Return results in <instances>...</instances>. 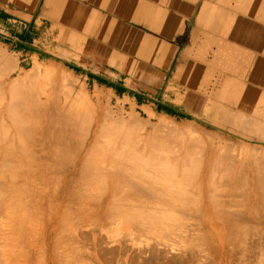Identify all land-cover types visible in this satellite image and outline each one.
<instances>
[{
  "label": "bare ground",
  "instance_id": "1",
  "mask_svg": "<svg viewBox=\"0 0 264 264\" xmlns=\"http://www.w3.org/2000/svg\"><path fill=\"white\" fill-rule=\"evenodd\" d=\"M3 55L4 54H2V56H0V58L3 57V59H0V127L2 130H4V129H6L5 127L10 125L11 129H10V127L7 128L8 130H10L9 131L10 133L5 132V131L1 132V133L5 132L4 134L0 133L1 134L0 135V149H3V147L1 148L2 144H4L3 146H5V144L7 143L6 145L8 148L6 149V152H7L6 154L8 155V151H9L10 146H13L12 150L10 149L9 152L13 151L14 155H13V152L10 153L9 156L11 154L13 156L11 155L12 158L11 157H9V158H11L12 161L14 160L13 162H16L18 165H20L22 170L20 171V169H19L20 172L16 171V170H18V168H14L13 166H15V165H11V164L10 165L12 168H14V171L11 170L10 169L11 167H9L6 164L3 167L8 166L6 169H10L13 173L17 172L19 174L22 172L23 173L22 177H25V179H26V180L25 179H23V180L27 181L26 184L28 186V187L24 186V187H26V189L25 188L24 189L26 191H31V192H29L30 194L32 193L33 189L36 192L39 191L37 193H35V191H34V195L32 197H29V195H27L28 196L27 197L26 194H28V192H26L25 196L27 198H30V200L28 199V201L30 203L31 198H32V201L34 202V200H33L35 198L34 196L39 195L40 200L39 199H37V200H39L38 202H41V206L39 205V203L37 205L34 202L35 204L31 203V204H34V205H32V209L36 205L38 206V209L35 208L36 212L38 210L39 213L44 216L41 218L43 221L46 219V221H45L46 224L45 225L43 224V227L47 226L45 229L46 235L49 233V235L51 236L52 239L54 237L56 239L59 238L57 240L58 242L60 241L59 246H60L61 240H62V243L64 242L63 245H65L67 242L66 239L67 240L69 239L72 246L76 245V248L71 247L72 250L76 249L77 251H79L78 249H81L82 253L84 254L83 255L84 257L86 256L85 254L87 253V255H88V256H86L87 260L89 259L88 257H91V258L93 257L92 259L96 258L95 260L97 261L98 256L101 258L100 251H98L97 248L98 249L100 247L102 248L101 244H106L107 246H108V244H111L113 246L115 243V247L110 248L111 245H109V249L107 247L108 252H106V253H107V256H108V254L112 255V256L114 255L113 257L116 259V260H114V262L117 261L116 262L117 264H118V259L116 258V255L125 256L127 258L130 256H132L134 258L137 257V258H139L137 260H140L143 257L145 259V261H144V259L142 258L143 262L146 263L147 262L146 260L148 259V263L150 260H152V262L150 261V263L155 264L154 262L157 261V258L159 259L160 256L164 255L165 253L167 255V252L169 253L170 251L177 250L179 253L178 255H180L178 257V258H180L179 263L181 262V264H184V263L186 264L188 262L187 257L189 259L191 258V256L189 257L190 254L197 253L195 260H197V261L201 260V258H202L201 255L204 254L205 251H208V249H207L208 246L213 245V248H214V246L216 247L218 245L219 247L217 246V248H220V246L227 245V246H231V247L234 246V249H235V245H238V247H243L246 249V245L248 244L247 242H249V240L250 241L253 240V242L255 241V239L251 240V238L248 237L251 234V231L249 230V228H251V227H249V225H248V222H250V221H248V220L251 219V221H253V220L259 219V222H260L261 216H262L261 214L262 213L264 214V149L259 148L258 145L256 147L254 146L255 148L254 147L252 148V145H256L255 143L254 144L252 143V145H250V146H248V145L246 146V144H245V146H242V144L244 142L241 143L242 141H241V139H239L238 141L239 142L241 141L240 142L241 145L237 144L233 141H230L236 145H231V143H229V145L227 144L226 146L223 145V147L224 146L226 147V150L224 151V153H222L220 151L221 150L220 148L222 147V145L217 140V138L219 137V135L217 133H215L218 135L217 137L215 136V134L213 135L215 137L204 136V135L196 134V133L195 134L189 133L188 135H185V133L183 132L185 129L181 130V128H180V131H182L184 133V135L181 132L182 137L179 138V140H177L178 141L177 146L179 147V150L177 149L178 148L177 146H172V148L174 147L178 150V151L176 150L177 152L180 151L179 152L180 154L176 153L174 148L171 149V150H174L173 151L174 153H169L170 151H168L169 155L178 154L179 155L178 158H176V157L174 158V155H173V158L170 159L169 157H167L168 154L166 155V152L164 153L162 151V149H160V148L164 149V147L159 148V146H163L164 144H166L165 142H167V141L165 138H168V137L170 138V136L168 135L167 132H166V134L168 135V137H164V139H161V138L158 139L157 136H155L153 138L148 137L151 140V142H150V140L148 139L150 144H146L147 143L146 142L147 140H146L145 141L146 143H143V148H141L142 147V145H141L140 146L141 149H140L139 147L136 146V144H137V143H135L136 137H137V141H139V143H140L142 141L143 136L141 137L140 135H138V136L136 135L135 139L133 138L134 139L133 141H132L131 136H133V134L135 132H138L139 131L138 129L141 128V127L137 126L138 124L134 125L132 123L140 122V120H138V119H141L142 117H138L136 114V116L138 117V118L136 117L137 120H135V118L132 119V116L135 114V113L134 114L132 113V116L130 118V119H132V122L130 121L129 117H126L127 120L124 119L123 115H121L120 118L119 117L115 118L117 120L119 119L120 122L123 123L122 128L129 127V128H127V131H129V132L125 131L126 128L124 130L125 132H123L126 135L125 136L124 134H122V129H121V132L119 133L120 129L118 130L116 128H111L112 125L109 128V125L114 122V116H113L112 112H110V111L106 112V110H105L106 113L103 112L105 115L100 114V113L98 114V113H95V111L93 112V110L98 109V108L91 106V107L95 108V109H92V108H89L90 106L88 107L87 104H91V103H87L86 100L84 99V97H86L87 95L86 96L83 95L84 97H79V98H83L82 100L80 99L81 104L77 102L79 100L77 97V101H76L77 105L76 106H79V104H80L81 107L79 106V109L83 107L81 112H79L80 110H78V113L77 112L74 113V111H72V113H71L69 110L71 108L70 107L69 109H67V111H64L65 113L68 112V114H65L64 112L62 114V112H58V111H63L62 104L60 103L62 108H61V106H59L61 109L59 108L60 110H58V108L56 107L55 101H59V99L61 100L62 96L60 97L59 94L63 93V91L66 90V88H65L66 85L63 88L64 90L62 89V92H61V89H59L60 88L59 84L58 85L56 84L58 87L54 86L55 84L53 85L54 87L52 86L53 90H55L57 88V89H59V92H61V93H59L57 90V93H56V91H54L55 94L52 93L53 99H54L55 95H58L55 98L60 97V98H58V100L54 99V101L53 100L51 101L53 103L55 102L56 108L55 107L51 108V103L49 101H47V98L45 100L47 101V103H49V105L46 106L47 103H43L44 105H41V103L36 104L37 102L34 103L31 100V98H29V97L25 98L24 97L25 96L24 94H26V93H23L24 92L23 90H25V89H21V91H18V86H20L19 89L22 87L21 86L22 83L20 81H22V79H24V78H22L23 77L22 76L21 78L14 79V78H12V76L20 68L18 69L19 66L16 62H14V60H12L8 56L4 57ZM34 66H35V64H34ZM36 68H34L35 71H37ZM21 70H22V68H21ZM38 70L40 71V68ZM49 70L50 69H48V71ZM18 72H21V71H18ZM31 73L35 74V72H31ZM43 73H45V72H43ZM50 73H52V72H49V74ZM27 74H29V73H27ZM27 74L25 75L26 76L25 79L28 76ZM63 74H62V76H63ZM33 75H30V76H33ZM36 75H38V73ZM71 75H73V74H71ZM30 76H29V78H32ZM50 76L53 77V75H51V74H50ZM19 77H20V75H19ZM69 77H71V76H69ZM29 78H28V80H29ZM23 81H25V80H23ZM51 81H52V79H51ZM71 81H70V83H71ZM28 82H30V80ZM37 83L35 82V84H37ZM42 83H44V82H42ZM22 85L24 86V83ZM29 85L26 84L25 86H29ZM50 85H51V83H50ZM61 85H63V83H61ZM25 86H24V88H26ZM81 86H83V85H81ZM31 87H34V85L30 86V88ZM35 87L36 88H33L34 94L38 93V91L42 92L43 88H42V90H39V89H37L38 85ZM42 87H43V85H42ZM48 87H47V89H48ZM50 88L47 91L48 94L46 92L48 98H49V96H51V92H49V91H52V88L51 89ZM35 89H37L38 91ZM73 89L74 88H72L71 91ZM244 91H246V90H244ZM25 92H27V90ZM68 92H69V90H68ZM65 98H63V100H62L65 103L64 106H66V101L69 99L68 97L66 99ZM87 98H88V96H87ZM40 99H41V97H40ZM49 99H51V97ZM98 99H99V97H98ZM98 99L96 98V100H98ZM80 100H79V102H80ZM99 100L101 101V99H99ZM254 100H256V99H254ZM83 101H85L87 104H84ZM107 101L109 103L110 100H107ZM209 101H210V99H209ZM39 102H41V101H39ZM88 102H89V100H88ZM23 103L24 104L26 103V105H24ZM108 103H107V105H109ZM58 104H59V102H58ZM58 104H57V106H58ZM84 105H86L85 107L92 110V111H90V113L92 112L93 114H89L88 113L89 111L84 113L86 111V108L84 107ZM45 106L48 108H46ZM49 106H50V108H49ZM53 106H54V104H53ZM67 106H68V104H67ZM76 106L74 107L75 111H77ZM109 107H110V105H109ZM225 107L228 108L229 112H228V110L224 111L222 114L227 112L224 115H221L220 112H218L216 117H218V114H220L222 116V118L220 117L221 121L228 122V123L230 122L229 124H235V126L237 123L235 120L237 118L236 115H239L238 117H241L240 115L245 114V112H247L245 110V112L242 111L243 113L239 112V114H238L237 113L238 111H236V113H234L235 118H232L233 117V115H232L233 111H232V114L230 112L232 109H230L227 106H225ZM53 108H55V111L51 110ZM72 108H73V106H72ZM56 109H57V111H56ZM74 109H72V110H74ZM109 110H111V109H109ZM223 110H224V108H223ZM220 111H221V109H220ZM228 113H229V115L227 116ZM248 114L249 113H247V115ZM230 115H232V117H230ZM249 115L247 118L248 119L252 118V116L249 117ZM152 116H153V113H152ZM223 116H225V119L223 118ZM242 117H244V115H242ZM247 118H245V119L242 118L243 120H245V122L243 120L241 122V120H240L241 123L238 120V122L240 124H242L241 129H243V126L246 125L248 127V130L252 134L254 133V135L255 134L259 135L258 127L261 124L259 125V123H258L259 121L253 122L257 117L255 119H250V121L247 120ZM163 119H165V118H163ZM166 119H168V118H166ZM216 119H218V118H216ZM133 120H134V122H133ZM144 121L150 122V120H143V122ZM167 121L170 122V118ZM143 122L141 121V123H139V125L141 126ZM164 122H165L164 125L169 124V123H166V121H164ZM260 122H262V121H260ZM14 123H15V126H14ZM171 123L173 124L174 122H171ZM221 123L219 125H221ZM114 124L116 127L119 128L120 124H119V126L116 125L117 123H114ZM124 124H125V127H124ZM143 125L145 126L146 123ZM143 125H142L141 129H143V127H144ZM160 125H162V121H161ZM164 125H162V127L157 125L159 127L158 129L156 128L157 126L155 128L153 127L154 130L157 129V130H155V132H156L155 134H157V133H158V135L164 134L166 136L165 131L171 130L172 127L169 128L166 126L167 127V129H166V127H163ZM174 125H175V123H174ZM184 125H185V123H184ZM186 125H187V123H186ZM121 126H122V124H121ZM135 126L138 127V129ZM171 126H173V125H171ZM238 126L239 125H237V127ZM261 126L263 128V125H261ZM176 127L177 126L175 125L173 128H176ZM247 127H244V128H247ZM132 128L134 129V131L132 130L133 132L131 130H128V129H132ZM238 128H240V126ZM1 129H0V131H1ZM7 129H6V131H7ZM108 129L118 130V132H116L117 134L111 135V134L107 133V132H109ZM141 129H140V131H143ZM197 129L198 128H196L195 130H197ZM199 129H200V127H199ZM154 130L152 129L151 131H154ZM162 130H164L163 131L164 133L162 132ZM177 130H179V127L177 128ZM177 130H176V132H177ZM262 130H264V129H262ZM262 130H260V131H262ZM112 132L115 133V131H113V130H112ZM126 132L129 134H126ZM174 132L175 131L173 129L172 132L169 134H171V136H173ZM176 132H175V134L177 135ZM187 132L188 131H186V133ZM210 132H211V130H210ZM210 132H208V134ZM7 133H8V135H7ZM244 133H245V131H244ZM106 134H108L109 137H107ZM118 134H121V136ZM153 134H151V135H153ZM2 135H4V136H2ZM115 135H117V136L112 137ZM146 135L144 137L147 138ZM220 135H222V134H220ZM148 136H149V134H148ZM263 136H264V134H263ZM138 137H139V139L141 137V140H138ZM161 137H163V136H161ZM258 137L260 138V136H258ZM154 138H156L158 141V143L156 141V144H158L157 147L154 144L155 143ZM171 138H174V136ZM261 138H262V136H261ZM160 139H161L162 143L159 144ZM175 139H174V141H176ZM227 139H228V137H227ZM263 139L264 138H262L261 140H263ZM143 140H145V138ZM153 141H154V143L151 145V143ZM170 141H171V139H170ZM133 142L135 144H133ZM226 143H228V141H226ZM17 144H19V146H20V149H17L18 150L17 152L19 154L17 152H16L17 154L15 153L16 148H18ZM144 144L150 145L151 147L155 146L156 147V149L154 148L155 152L153 151V148L152 149L149 148L150 150L147 149L148 147L146 145L144 146ZM173 144H175V143L173 142ZM166 145H165V147H167ZM239 145L242 146L243 148L241 147L242 148L241 149L239 147ZM170 146H171V144H170ZM229 146H233V147L236 146L235 153L240 148L239 153L238 154L236 153V155L238 157L237 159L234 160V158H236L235 157L236 155H235V153H233L234 156L232 154V152H234V148L231 149L233 151L230 150V152L228 153ZM237 146H238V149H237ZM168 148H169V145L166 149L170 150V148H171V147L169 149ZM166 149H164V150L166 151ZM157 150H159V152ZM160 150L164 153V154H162V156H160L162 153V152L160 153ZM156 151L158 153H156ZM1 152H3V150ZM218 152H219V155H218ZM4 153H2V154L4 155ZM220 153H221V155H220ZM2 154H1V156H2ZM229 154H231L234 158ZM178 155H176V156H178ZM218 156L219 157L221 156V159L224 160V163H227V164H224L223 160H221V163H223L222 165H223L224 169L226 167L224 165L229 164V167H227L226 170L229 169V170H232L234 172V174L230 177V173H233L232 171L230 172L229 170L228 171L224 170L225 173L227 172L226 174L224 173V171H222V173H221V170L219 171L220 173L217 171V174L219 173V175H218L219 181H218L217 185H218V187L223 185L219 189H218V187H216L215 183H213V185H212L210 182H207L209 180L211 181V177L214 175V173L216 174V170L219 168V166L221 167L220 161L218 160ZM230 156L232 157V159H230ZM4 157H6V156L4 155V156H2V158H0V162L2 163V164L0 163V166H2L5 161H6L5 163H9V161L11 160V159H8V156L6 158L8 160H3V159H5ZM1 159L3 162L1 161ZM227 159L229 161L225 162V160H227ZM169 160H172L174 162L171 163ZM177 160H178V162H177ZM218 162H219V164H218ZM18 165L15 167H18ZM217 166H218V168H217ZM6 169H4V173H7L6 171L9 172V170H6ZM221 169H223V168H221ZM0 170L2 171L3 168L0 167ZM1 171H0V173L2 175ZM7 174L9 175V173H7ZM223 174H225V175H223ZM1 175H0V177H1ZM3 175L5 177H7L6 174H3ZM19 175L21 176L22 174H19ZM216 175L214 176L215 178L214 177L212 178L211 182H215L214 180L217 179ZM4 176L2 178H4ZM222 176H223L222 181H224V182L227 181V182L221 183L222 185H220L219 182L221 181L220 178H222ZM22 177H20V179ZM225 177H227V178H225ZM224 178L226 180H224ZM1 179H0V182H2ZM23 180H21V181L23 182ZM9 181L10 180H8V182ZM11 181H13V180H11ZM8 182H5V187L7 186L6 183H8ZM3 184L4 183H2V185ZM48 184H49V186H48ZM51 184H53V185H51ZM189 184H190V186L192 184V187H190ZM249 184H250L251 188L249 186L248 187L251 190L246 191V188L248 189V187H246V186ZM2 185L0 183V186H2ZM11 185L13 186V184H11ZM11 185H10V187H12ZM14 185H16V186H14V188L17 187V189L18 188L22 189V187H20V186L21 185L23 186L24 183L22 184L20 182L19 183L20 186L17 184H14ZM230 185L233 186L234 188H229L228 186H230ZM234 185H236V186H234ZM8 186H7V188H8ZM188 186L191 188V190H193V192H192L190 189H188V191L190 190L192 192L189 195L187 193V187ZM29 187H30V190L27 189ZM31 188H32V190H31ZM224 188L226 189V191L224 190ZM6 189H3V187H0V192H2L3 190L5 191ZM21 189L20 190L18 189V190L21 191ZM24 189H22V190H24ZM194 189H195V191H194ZM217 189L220 191L221 190L224 191V193L222 194ZM13 190H16V189H13ZM48 190H49V192H48ZM50 190H51V193H50ZM9 191H10V188H9ZM11 193H12V195L14 194L13 192H11ZM18 193H16V194H18ZM24 193L22 191V194H24ZM219 193H220V195H219ZM16 198H18V197H16ZM27 198L25 200H27ZM20 199H22V198H20ZM23 200H22V202H24ZM2 201L0 199V202H2ZM19 201H21V200H19ZM28 201L24 202V203H26L25 209L27 207H29V209L31 208L30 206L27 205ZM8 202H9V200H7L6 203H8ZM16 202H18V200H16ZM6 203H4L5 206H6ZM12 204H13V202H12ZM20 205H21V202H20ZM174 205H177V207ZM23 206H25V205H23ZM12 207H14V206H12ZM12 207L10 206V208H12ZM18 207H17V209H18ZM172 207H175V209L177 208L176 210H178V211H176L174 208L172 209ZM178 207L179 208L182 207V208H180L181 212H179ZM22 208H23V211H25L24 207H22ZM182 209H183V211H182ZM27 210H28V208L26 209V211ZM27 212H30V211H27ZM31 212L34 213L33 210ZM32 213L29 217L30 220H31V216L33 217ZM27 214L28 213H26L25 215H27ZM25 215H24L23 220H25ZM255 215L258 219L255 218ZM263 217H264V215H263ZM5 218H6V215H5ZM253 218H255V219H253ZM21 219H22V217H21ZM27 219H26V221H27ZM41 219H39V220H41ZM5 220H6V222L3 221V223L4 222L7 223V219H5ZM26 221H24V222H26ZM0 222H1L0 225H3L1 220H0ZM19 222H20L19 225H23V227L22 226L18 227V229L20 231L24 230V229L26 230V228L29 229V231L26 230L25 232H31L32 231V229H30V226L24 228L25 225L26 226L28 225V222H27V224L26 223L23 224V221L22 222L19 221ZM256 225H258V223ZM256 225H255V229H257ZM3 226H1V227H3ZM15 226H18V224L17 225L15 224ZM8 227L4 226L3 228H8ZM20 227H21V229H20ZM31 227H33V225ZM12 228L13 227H11L10 229L12 230ZM10 229H8V230L6 229L8 232H10V234H8L9 235L8 236L6 233H4L6 235V236L4 235L5 237H7V236L10 237V235L13 234V232H12L13 230L10 231ZM14 229H16V228L14 227ZM19 230H18V232H19ZM39 230L40 229H38V231H37L35 229V231L38 232V235H39ZM252 230H253V227H252ZM249 231H250V234H249ZM0 232L3 233L2 230H0ZM14 232L16 233L17 231L15 230ZM22 232H24V231H21V233H19V234L24 235L23 236L24 240L27 239L26 235L29 233L22 234ZM259 232H261V229L259 231L255 232V233H257V236H258ZM31 233L33 234L34 232H31ZM263 233L264 232H262L260 234H262L264 236ZM40 234L42 237V233H40ZM1 235L2 234H0V236ZM49 235H48V237H49ZM253 235H256V234H253ZM20 236H19V238H20ZM31 236L36 237V235H34V234ZM31 236H30V238H32V240L34 242L36 239L34 240V238ZM23 237H21L22 238L21 241L24 242ZM27 237H28V235H27ZM19 238H18V240H20ZM189 238L191 241H189ZM56 239H55V241H56ZM247 239H248V241H247ZM258 239L261 241L262 236L259 235ZM258 239H257V242L256 241L254 242V243H256V245H257V243L260 244L258 242L259 241ZM0 240H3V239H0ZM32 240L31 239L25 240V241H27L26 244L29 243L28 241H32ZM123 240L126 241V244L129 242L128 245L131 248H132V246L137 247V245H138L137 248L139 251H137L136 254H133L134 253L133 251L136 250L137 248L132 250L133 253H131L130 249H125L126 248L125 246H128V245H125L123 243L124 242ZM7 241H9V239ZM7 241H5V244L9 245L8 244L9 242L6 243ZM39 241H37L38 244H39ZM55 241L53 240V244L58 243L57 241L56 242ZM69 241L67 243H69ZM187 241H189L191 243H189V242L186 243ZM192 241H194L193 244H192ZM33 242H30V243L33 244ZM119 242H121V244L123 243L122 245L120 244L122 246V248H120L121 246L119 247L120 249L117 247V244H116ZM261 242L264 243V241H261ZM0 243H2V242L0 241ZM185 243L190 244V245H188V247L190 248V252H188L189 248H187V249L185 248L187 246ZM16 244L18 245L19 243H16ZM22 244L25 245V243H22ZM69 244H66L67 247L71 246ZM86 244H87V246H89L88 244H90V248H93V250L88 247L91 251L89 250L86 252V250H85ZM249 244L252 245V242L251 243L249 242ZM0 245H1L0 249L2 251L3 245L2 244H0ZM17 245H16L17 248L15 247V250L19 249ZM34 245H35V243H34ZM37 245H35L36 246V249H35L36 254H34V247L35 246L33 247V249L30 250V248L32 247L31 245L28 247L25 245L24 252L27 251L26 250V247H27L29 249L30 255H33V260L35 258L34 255H37V258H35L37 261V264H39L40 262H41V264H43V262H45V260H46L45 259L46 257H44V259H43L42 256L45 255L44 252H46V250L44 251L42 248L40 250V247H37ZM54 245H53V247H54ZM66 245H65V249L63 246V251L67 250ZM99 245H101V246L98 247ZM123 245H125V246H123ZM251 245H247V247L249 246L248 249H250ZM10 246H11V244H10ZM49 246L52 247L51 243ZM78 246H80V248ZM23 247L24 246H22V248ZM42 247H44L43 243H42ZM53 247H52V250L54 252ZM77 247H78V249H77ZM123 247H125V248H123ZM255 247H257V246H255ZM260 247L261 246H259L258 248H260ZM56 248L59 249L58 245ZM101 248L99 250H101ZM191 248H192V250H191ZM217 248H215V249H217ZM261 248L264 249L263 247H261ZM20 249H21V247H20ZM20 249L18 251H20ZM83 249L85 250L86 253L83 252L84 251ZM102 249H104V247ZM105 249H106V246H105ZM200 249H202V251H203L202 254H201L202 251L200 252ZM204 249H206V250H204ZM186 250H188L187 251L188 254L187 253L184 254L186 252ZM209 250H210V248H209ZM11 251L15 252L12 249V250H10L9 253H12ZM21 251H22V249H21ZM49 251H51V250H49ZM67 251L68 252L71 251L70 248ZM73 251H71L70 254H72ZM102 251H106V250H102ZM212 251L214 252L213 249H212ZM230 251H231V249H230ZM248 251H250V250H248ZM58 252L60 253L61 251L59 250ZM66 252H65V254H63V252H61V254H59V255L57 254V256L55 255L57 253V250H56V253L54 252L55 254L52 253V251L49 252L51 254L48 255V261H47L48 263H46V264H67L68 262L71 264H75L72 262V260L73 259L75 260V258H77L76 263H79L81 261L80 264L85 263V262L90 264L91 260L89 259L87 261L85 258H83L81 252H78V253H81L80 256H79V254L76 253L75 258H73L75 253L72 254L73 257L71 255H70L71 256L70 257L68 255L69 253H66ZM117 252H118V254H117ZM198 252H200L201 255ZM9 253H8V255H9ZM16 253H14V255ZM21 253H19V254H21ZM106 253H104V255ZM114 253H116V254H114ZM208 253H209V251H208ZM208 253H206V254L208 255ZM4 254L5 253L3 252L2 256H0V257H3L6 255V254L5 255ZM27 254H28V251L25 254V256ZM206 254H204V255H206ZM242 254H244V250L242 251ZM262 254L264 255V250H263ZM77 255L79 256V258L82 256L81 259H83V261L84 260H86V261L82 262V260H80L78 257H76ZM185 255H188V256H185ZM204 255H203V258H204ZM58 256L60 258H58ZM102 256H103V253H102ZM105 256L103 257V259L105 258ZM139 256H141V258ZM164 256H162V257L164 258ZM184 256L186 257L187 260L184 259ZM10 257H11V255H10ZM15 257H16V255L14 257L12 255L11 258H15ZM109 257H107V258H109ZM125 257H118V258L120 261H121L120 258H122V261H124ZM175 257L176 256H174V258ZM7 258L9 259V257H7ZM17 258H19V257L17 256ZM21 258L24 259L25 257L22 256ZM100 258H99V260H100ZM165 258H164V260L166 261ZM178 258L176 259V262H177ZM182 258L184 260H186V262L184 261V263H182V261H181ZM203 258H202V260H204ZM0 259H2V258H0ZM206 259H208V258L206 257ZM3 260H5V259H3ZM7 260H5V261H7ZM95 260H92L91 263L99 264ZM130 260H131V263L133 262L132 264L137 263V262H138L137 264H143L142 262L139 263V261H136L133 258L129 259V262H128L129 264H130ZM153 260H155V261L153 262ZM245 260H247V259H245ZM259 260H260V258H259ZM20 261L21 260H19L17 262L19 263ZM105 261L107 262L108 259H106ZM105 261H104V263L106 264ZM109 261H108L109 264H116L112 260H111V263ZM126 261H128V260H126ZM160 261H161V259H160ZM170 261H171L170 263L174 264V262H172L173 261L172 257L170 258ZM21 262H20V264H23V262L22 263ZM27 262L31 263V258H27L26 263ZM101 262H103V261H100V263ZM121 262H120V264H123V263L128 264L125 261L123 263H121ZM33 263H36V262L33 261ZM194 263L198 264L197 262H194ZM101 264H103V263H101ZM163 264H164V262H163ZM165 264H167V262Z\"/></svg>",
  "mask_w": 264,
  "mask_h": 264
},
{
  "label": "crops",
  "instance_id": "2",
  "mask_svg": "<svg viewBox=\"0 0 264 264\" xmlns=\"http://www.w3.org/2000/svg\"><path fill=\"white\" fill-rule=\"evenodd\" d=\"M0 37L160 89L178 115L264 124V0H0Z\"/></svg>",
  "mask_w": 264,
  "mask_h": 264
},
{
  "label": "rangeland",
  "instance_id": "3",
  "mask_svg": "<svg viewBox=\"0 0 264 264\" xmlns=\"http://www.w3.org/2000/svg\"><path fill=\"white\" fill-rule=\"evenodd\" d=\"M35 47V46H34ZM2 54H4L3 56L4 57H6V56H8V57H10L12 60H14V62H16L17 64H18V71H21V72H16V73H14L13 74V76H12V78H14V79H16V78H21L22 76V78H24V79H22V81H20L22 84L24 83V86L27 84V85H29V86H25L26 88H24V86L21 84V88L19 89V87L20 86H18V91H21V89H25V90H23L24 92L23 93H26V94H24L25 96V98H27V97H29V98H31V100L34 102V103H36V104H38V103H41V105H44L43 103H47V101H49L50 103H51V108L52 107H55V102H56V107L58 108V110H60L61 108H62V106H63V111H58V112H62V114H63V112L64 111H67V109H69L70 107V112L72 113V111H74V113L75 112H77L78 113V110H80L79 112H81V110H82V108H80L79 109V106L81 107V100L83 99V98H79V97H84V96H88V98H87V96L86 97H84V99L86 100V102L87 103H91V104H87L85 101H83L84 102V104H87L88 105V107L89 108H92V109H95V108H98V109H95V110H93V112L95 111V113H100V114H103V115H105L103 112H105V110H106V112L107 111H110V112H112V114H113V116H114V122L113 123H111L110 125H109V128H110V126H111V128H116V129H120L119 130V133L121 132V129H122V134H124L123 132H125V131H127V128H129V127H125V124H124V127L126 128V130H125V128H122L123 127V123L122 122H120V120L118 119H115V118H120L121 117V115H123V117H124V119H126V117H129V119L131 118V116H132V113L134 114L133 116H132V119L133 118H135V120H137L136 119V117L138 116V117H142L141 119H138V120H140V122H137V123H135L134 122V120H133V122L134 123H132V124H134V125H136V124H138L137 126L138 127H141L142 128V125L143 124H145L146 123V125L143 127V129H141V130H143V131H140V129H138V127H136L139 131L138 132H135L134 134H133V136H131L132 137V141L135 139V136L137 135H140L141 137H142V141L139 143V141H137V137H136V142L135 143H137L136 144V146L137 147H139L140 148V146L142 145V147L141 148H143V143H146V144H150V142H151V140L149 139V138H153V137H155V136H157L158 137V139L159 138H161V139H164V137H168V135L170 136V138L168 137V138H165L166 139V141L167 142H165L166 144H164L163 146H159V148L160 147H164V149H166L167 147H168V145H169V148H170V150H167L166 149V151L163 149V148H160V149H162V151L165 153L166 152V155H167V157H169L170 159H172L173 158V155L171 154V155H169V153H174L173 151L174 150H171V149H173L172 148V146H177V140H179V138H181L182 137V133L184 132L185 133V135H188L189 133L191 134H201V135H204V136H212V137H217L218 135H219V137L217 138V140H218V142H220L221 143V145H222V147L220 148L221 150V152L222 153H224V151L226 150V145L228 144L229 145V143H231V145H236V144H234L233 142H235V143H237V144H240L241 145V143H243L242 144V146H245V144H246V146L248 145V146H250V145H252V143L254 144H256V145H252V148L255 146H259V148H262V149H264V139L263 140H261L262 138H264V136H263V132H264V130H262V129H264V124H261V123H259V125L261 124V125H263V128H262V126L260 125L259 127H258V132H259V135H257V134H255L254 135V133L252 134L249 130H248V127L245 125V126H243V129H241L242 128V124H240L241 122H242V120L243 119H245V118H241V117H238L237 119H236V122L238 123H236V126H235V124H223V121H221L220 119H216L215 117H213V118H211V117H207V118H205V117H201V116H198V115H196V114H188V115H178V114H175L174 112H168L165 108H163L162 106H164L163 105V103H162V99H161V97H158V92H160L161 90L160 89H158V92L156 93V94H152V91L154 90V87H152V86H148V85H146V84H144V85H132L131 84V81H134V80H130V79H125V81L127 82V84L125 85V86H120V85H118V84H116L115 83V81H116V78H111V77H104V71H100V70H97V69H85V68H83L84 67V65H86L84 62H81V61H79V62H67V61H65V60H63V59H61V58H64V56L66 57V55L65 54H61V55H56V54H51V53H46V52H43V51H41L40 50V48L39 47H35V48H33V49H31V50H29V51H25L24 53H21V52H19V49H18V47H16L15 46V44H13L12 43V41L11 40H8V39H4L3 37H0V56H2ZM6 54V55H5ZM0 59H3V57H1ZM18 61V62H17ZM36 62V63H35ZM34 64H35V66L38 68H40V71L34 66ZM21 68H22V70H21ZM34 68H36V70L37 71H35L34 70ZM33 69V70H32ZM48 69H50L49 71H48ZM39 71V72H38ZM54 71V72H53ZM31 72H35V74L34 73H31ZM43 72H45V73H43ZM49 72H52V73H50L51 75H53V77L52 76H50V74H49ZM27 73H29L30 75H33V76H30L29 74H27ZM38 73V75H36ZM64 73V74H63ZM67 75H66V74ZM28 75L27 76V78L25 79V75ZM62 74H63V76H62ZM71 74H73V75H71ZM19 75H20V77H19ZM49 75V76H48ZM93 75V76H92ZM100 75V76H99ZM103 75V76H102ZM29 76L30 77H32V78H29ZM68 76V77H67ZM69 76H71V77H69ZM49 77V78H48ZM63 77V78H62ZM28 78H29V80H30V82H28L29 80H28ZM46 79V80H45ZM51 79H52V81H51ZM21 80V79H20ZM23 80H25V81H23ZM28 80V81H27ZM67 80V81H66ZM72 80V81H71ZM70 81H71V83H70ZM27 82V83H26ZM35 82L37 83V84H35ZM41 82V83H40ZM42 82H44V83H42ZM53 82V83H52ZM82 82V83H81ZM143 82H146L145 80H143ZM26 83V84H25ZM32 83V84H31ZM50 83H51V85H50ZM61 83H63V85H61ZM109 83H111V85L109 84ZM19 84V85H20ZM41 84V85H40ZM55 84V85H54ZM59 84V89H61V92H62V89L64 88V86H65V88H66V90H64L63 91V93H61V92H59V89H55V90H53V87L54 86H56V87H58L57 85ZM32 85H34V87H31L30 88V86H32ZM38 85V87H37V89H39V90H42V88H43V90H42V92L41 91H38L37 89H35V90H37L38 91V93H35L34 94V89L33 88H36L35 86H37ZM42 85H43V87H42ZM47 85V86H46ZM54 85V86H53ZM74 85V86H73ZM81 85H83V86H81ZM85 85V86H84ZM49 86V87H48ZM53 86V87H52ZM63 86V87H62ZM47 87H48V89L51 87L52 88V91H49V92H51V96H49V98L51 97V99H49L48 97H47V94H48V89H47ZM84 87V88H83ZM50 88V89H51ZM68 88V89H67ZM72 88H74L72 91H71V89ZM27 90V92H25ZM57 90H58V92L59 93H61V94H59L60 95V97H61V100L59 99V101H55L54 103L53 102H51L52 100L54 101V99L55 100H58V98H60V97H58V98H55L56 96H58V95H55V97H54V99H53V94L52 93H54V91H56V93H57ZM68 90H69V92H68ZM160 90V91H159ZM32 92V93H31ZM45 94H44V93ZM46 92H47V94H46ZM41 93V94H40ZM85 93V94H84ZM39 94V95H38ZM44 96H43V95ZM55 94V93H54ZM84 95V96H83ZM76 98H75V97ZM140 96V97H139ZM36 97V98H35ZM40 97H41V99H40ZM69 98L67 101H66V106H64V102L62 101L63 100V98ZM77 97H78V99L80 100V102H79V100L77 101ZM98 99V97H99V99H101V101L98 99V100H96V98ZM47 98V101L45 100ZM65 98V99H66ZM74 98V99H73ZM87 98V99H86ZM44 99V100H43ZM49 99V100H48ZM88 100H89V102H88ZM107 100H110L109 101V103H108V101ZM39 101H41V102H39ZM45 101V102H44ZM65 101V100H64ZM78 103H80L79 104V106H76L77 104V102ZM30 102V101H29ZM58 102H59V104H58ZM82 102V103H83ZM62 104V106H61V104ZM107 103L110 105V107H109V105H107ZM24 104V103H23ZM53 104H54V106H53ZM57 104H58V106H57ZM67 104H68V106H67ZM72 104V105H71ZM112 104V105H111ZM24 105H26V103L24 104ZM47 105H49V103H47L46 104V106ZM100 105V106H99ZM45 106V107H46ZM59 106H61V108L59 107ZM72 106H73V108H72ZM77 107V111H75V109H74V107ZM86 105H84V107H85ZM91 106H93V107H95V108H93V107H91ZM99 106V107H98ZM55 107V108H56ZM165 107V106H164ZM46 108H48V107H46ZM49 108H50V106H49ZM55 108H53V109H51V110H54L55 111ZM60 108V109H59ZM86 108V111L84 112V113H86V112H88L89 114H93L92 112L90 113V111H92V110H90L89 108H87V107H85ZM72 109H74V110H72ZM109 109H111V110H109ZM56 111H57V109H56ZM105 112V113H106ZM65 113V112H64ZM151 113V114H150ZM152 113H153V116H152ZM65 114H68V112H66ZM80 114V113H79ZM131 114V115H130ZM136 114H137V116H136ZM117 115V116H116ZM129 115V116H128ZM116 116V117H115ZM137 117V118H138ZM165 118V119H163V118ZM166 118H170V122L169 121H167L168 119H166ZM132 119H130V121L132 122ZM150 120V122H148V121H144L143 122V120ZM117 120V121H116ZM127 120V119H126ZM166 121V123H169V124H165L164 125V121ZM172 120V121H171ZM238 120H239V122H240V120H241V122L239 123L238 122ZM247 120H249L250 121V119H247ZM141 121L143 122L142 123V125L140 126L139 125V123H141ZM161 121H162V125H164L163 127H169V128H171L172 127V129L171 130H169V131H165V134H166V132L168 133V135L166 134V136L164 135V134H160V135H158V133L157 134H155L156 132H155V130H157L159 127L157 126V125H159V126H161L162 127V125H160L161 124ZM244 122H245V120H243ZM252 121V120H251ZM153 122V123H152ZM158 122V123H157ZM160 122V123H159ZM171 122H174L175 123V125L177 126L176 128H173L175 125H174V123L172 124ZM222 122V123H221ZM253 122H255V121H253ZM114 123H117L116 125L117 126H119V124H120V126H119V128L118 127H116L115 126V124ZM157 125H156V124ZM184 123H185V125H184ZM186 123H187V125H186ZM221 123V125H219ZM13 124V123H12ZM121 124H122V126H121ZM157 127H156V126ZM171 125H173V126H171ZM183 125V126H182ZM234 125V126H233ZM237 125H239L240 126V128H238L237 127ZM14 126H15V123H14ZM128 126V125H127ZM181 126V127H180ZM185 126V127H184ZM191 126V127H190ZM232 126V127H231ZM8 127H10V125L9 126H7V127H5L6 129L8 128ZM32 127V126H31ZM156 127L157 129H155L154 130V128ZM167 127H166V129H167ZM179 127V130H177V128ZM184 127V128H183ZM188 127V128H187ZM194 127V128H193ZM199 127H200V129H199ZM235 127V128H234ZM244 127H247V128H244ZM180 128H181V130H183V129H185L186 131H188L187 133H186V131L184 130L183 132L182 131H180ZM196 128H198L197 130H195ZM229 128V129H228ZM0 129H1V127H0ZM6 129H4V130H2L1 129V131H0V133L2 132V131H5V132H8V133H10L9 131L10 130H8L7 129V131H6ZM10 129H11V127H10ZM136 129V130H137ZM154 130V131H151V130ZM174 129V131L176 132V130H177V135L175 134V132H174V138H171V137H173V136H171V134H169V133H171L172 132V130ZM205 129V130H204ZM207 129V130H206ZM247 131H246V130ZM109 130V132H107V133H109V134H117L116 132H118V130H114V129H112L113 131H115V133L114 132H112V130L111 129H108ZM111 130V131H110ZM125 130V131H124ZM128 130H133L134 131V129L132 128V129H128ZM135 130V131H136ZM191 130V131H190ZM194 130V131H193ZM203 130V131H202ZM210 130H211V132H210ZM260 130H262V131H260ZM31 131V130H30ZM130 131V132H131ZM132 131V132H133ZM160 131V130H159ZM164 130H162V132H163ZM210 132L209 134H208V132ZM244 131H245V133H244ZM250 133H249V132ZM257 131V130H256ZM4 132V133H5ZM127 132H129V131H127ZM126 132V134H129V133H127ZM131 132V133H132ZM140 132V133H139ZM161 132V133H162ZM182 132V133H181ZM4 133H1V134H4ZM8 133H7V135H8ZM138 133V134H137ZM149 134V136H148V134ZM154 133V134H153ZM164 133V132H163ZM180 133V134H179ZM184 133H183V135H184ZM213 133V134H212ZM215 133H217V134H215ZM227 133V134H226ZM243 133V134H242ZM0 134V135H1ZM142 134V135H141ZM147 134V135H146ZM151 134H153V135H151ZM173 134V133H172ZM215 134V136H213ZM220 134H222V135H220ZM242 134V135H241ZM262 134V135H261ZM107 135V137H109V135L108 134H106ZM118 135H120L121 136V134H118ZM125 135V134H124ZM147 136V138L146 137H144V136ZM248 135V136H247ZM252 135V136H251ZM2 136H4V135H2ZM117 135H115V136H112V137H116ZM126 136V135H125ZM160 136V137H159ZM161 136H163V137H161ZM221 136V137H220ZM258 136H260V138H261V136H262V138L260 139ZM141 137H140V139H139V137H138V140H141ZM149 137V138H148ZM177 137V138H176ZM223 137V138H222ZM227 137H228V139H227ZM237 139H236V138ZM258 137V138H257ZM134 138V139H133ZM145 138V140H143ZM176 138V139H175ZM221 138V139H220ZM226 140H225V139ZM131 139V138H130ZM150 140V142H149V140ZM161 139H160V142H159V144L160 143H162V141H161ZM168 139V140H167ZM170 139H171V141H170ZM174 139L176 140V141H174ZM216 139V138H215ZM239 139H241V143L238 141ZM147 140V141H146ZM154 140H155V143H154V141L151 143V145L154 143L155 145H156V147H157V145L158 144H156V141H157V139L156 138H154ZM222 140V141H221ZM131 141V142H132ZM144 141V142H143ZM146 141V142H145ZM169 141V142H168ZM226 141H228V143H226ZM230 141H233V142H230ZM238 141V142H237ZM133 142V144H135ZM173 142L175 143V144H173ZM247 142V143H246ZM157 143H158V141H157ZM169 143V144H168ZM7 144V143H6ZM5 144V146H3L4 144H2V146H1V148L3 147V149H0V158H2V156H6V157H4L5 159H3V160H8V159H11L12 158V156L14 155V152L13 151H11V152H9L10 151V149L12 150V148H13V146H10V148H9V151H8V155L6 154L7 152H6V149L8 148L7 147V145ZM146 144H144V146L146 145ZM170 144H171V146H170ZM263 144V145H262ZM139 145V146H138ZM162 145V144H161ZM165 145L167 146V147H165ZM223 145H225L224 147H223ZM239 145V147L241 148L242 146H240ZM148 148L147 149H152L153 148V151L155 152V150H154V148L156 149V147L155 146H150V145H146ZM15 147V146H14ZM17 147L18 148H16V150H15V153L18 151L17 149H20V146H19V144H17ZM178 147V146H177ZM254 147V148H255ZM140 148V149H141ZM158 148V149H159ZM168 148V149H169ZM234 148V152H232V154L233 153H235V150H236V146H229V148H228V153L230 152V150L231 149H233ZM239 148V149H240ZM243 148V147H242ZM241 148V149H242ZM250 148V147H249ZM139 149V150H140ZM149 149V150H150ZM175 149V151L178 149L179 150V147L176 149V148H174ZM223 149V150H222ZM237 149H238V146H237ZM239 149H238V151L236 152L237 154L239 153ZM3 150V152H1ZM5 150V151H4ZM177 150V151H178ZM141 151V150H140ZM158 152H159V150H157ZM156 151V153H158ZM161 150H160V153L162 152ZM168 151H170L169 153H168ZM176 151V153H178V154H180L179 152H177ZM231 151H233V150H231ZM5 152V153H4ZM13 152V155L11 156H9V154L10 153H12ZM161 153V155L160 156H162V154H164V153ZM2 153H4V155L2 154ZM18 153V152H17ZM16 153V154H17ZM236 153H235V155H236ZM1 154H2V156H1ZM19 154V153H18ZM178 154H176V155H178ZM165 155V156H166ZM176 155H174V158L176 157V158H178L179 157V155L178 156H176ZM218 155H219V152H218ZM220 155H221V153H220ZM229 155H231V154H229ZM7 156H8V159H6L7 158ZM232 156V155H231ZM230 156V159H232V157L234 156V154H233V156L231 157ZM9 157H11V158H9ZM229 157V156H228ZM236 158H234V160L235 159H237L238 157H237V155L235 156ZM175 160V159H174ZM188 160V159H187ZM218 160L220 161V164H221V167L219 166V168H218V166H217V170H216V174H217V171L219 172L220 170H221V173H222V171H224V170H226V168L227 167H229V164L228 165H224V166H226L225 167V169H224V167H223V163H224V160L223 159H221V156L219 157L218 156ZM221 160H223V163H221ZM1 161H2V159H1ZM14 161V160H13ZM12 161V159L9 161V163H5L4 162V164L2 165V166H0V167H2L3 168V170L1 171L2 172V175H1V173H0V175H1V177H0V179L4 176L3 174H6V176L7 177H5L4 176V178H2L1 179V181L2 182H0L1 183V185H2V183H4L2 186H0V187H3V189H6L7 188V186H8V190L6 189L5 191L3 190L2 192H0V199H1V201L2 202H0V220L2 221V223H3V221H5L6 222V220L5 219H7V223H3V225L4 226H6V227H13L12 228V230L8 227V228H3L4 226L3 225H0V227L1 226H3V227H1L0 228V230H2L3 231V233L2 232H0V234H2L1 236H0V239H3V240H0L2 243H0V244H2L3 245V252L6 254H4L5 256H3V257H0V258H2V259H0V264H20V262L22 261L23 262V264H25L26 263V260H27V258H31V263H29V262H27L26 264H32L33 263V261H35L36 263H33V264H37V261H36V259L35 258H37V255H34V260H33V255H30V253H29V249L27 248L28 246H32L31 248H30V250L31 249H33V247L35 246V245H37L38 244V242L37 241H39L40 239V241H39V244L37 245V247H40V250H41V248L45 251L46 250V252H44V256H42V258L44 259V257H46L45 259V262H43V264H46V263H48L47 261H48V255H50L51 253H49V252H51L52 251V253H56V250H57V253L55 254L56 256H57V254L59 255V254H61V252H63V254H65V252L67 251V250H69V248H70V250L71 251H73L72 250V248H76V245H71V242L69 241V239L67 240L66 239V241L68 242L69 241V243H67L66 242V244H69V245H71L70 247L68 246L67 247V245H66V251L64 250L63 251V246H64V249H65V245H63L64 244V242L62 243V240H61V243H60V246L62 247H60L59 246V242L57 241L59 238H51V236L49 235V233L46 235V232H45V229H46V227L47 226H44L43 227V224L45 225L46 224V219L43 221L41 218L42 217H44L42 214H40L39 213V211L37 210V212H36V209H38V203H39V205L41 206V202H38L39 200H40V198H39V195H37V196H34L33 198V200H34V202L37 204L33 209H32V205H34L35 203L32 201V198H31V202L29 203V201H28V199L30 200V198H27L28 196L27 195H29V197H32L33 195H34V189H33V191H32V195L29 193V192H31V191H26L25 189H26V187H28L27 186V181H24L23 179H25V177H22L23 176V173L21 172V173H19V174H22L21 176L16 172V171H19V169H20V171L22 170L21 169V166L20 165H18L16 162H13ZM171 163H173L174 161H172V160H169ZM229 160L227 159V160H225V162H228ZM3 162V161H2ZM12 162V163H11ZM177 162H178V160H177ZM1 163V162H0ZM2 164V163H1ZM8 165L9 167H11V165H15V166H17L18 165V167H15V166H13L14 168H18V170H16L15 172L16 173H13L11 170H13L14 171V168H10V169H6L7 167H3L4 165ZM11 164V165H10ZM218 164H219V162H218ZM217 164V165H218ZM224 164H227V163H224ZM20 166V167H19ZM216 168V167H215ZM221 168H223V169H221ZM4 169H6V170H9V172L8 171H6L7 173H9V175L7 174V173H4ZM229 170V169H228ZM228 170H226V171H228ZM19 171V172H20ZM230 172L232 171V170H229ZM233 172V171H232ZM11 173V174H10ZM13 173V174H12ZM220 173V172H219ZM219 173L216 175L215 173H214V175L211 177V181H212V178L216 175V180H214L215 182H211L210 180L209 181H207V182H210L212 185H213V183H215V185H216V187H218V178H219ZM224 173H225V171H224ZM227 173V172H226ZM225 173V174H226ZM18 174V175H17ZM225 174H223V175H225ZM234 174V172L233 173H230V177L232 176ZM222 175V174H221ZM220 175V176H221ZM228 175V174H227ZM20 177H22L21 179H20ZM228 177V176H227ZM227 177H225V178H227ZM15 178V179H14ZM210 178V177H209ZM208 178V179H209ZM215 178V177H214ZM224 178V180H226ZM229 178V177H228ZM7 179V180H6ZM8 180H10L9 182H8ZM11 180H13V181H11ZM21 180H23V182L21 181ZM26 180V179H25ZM220 185H222L221 183H226V182H224V181H222L223 180V176H222V178H220ZM228 180V179H227ZM23 184L24 183V185L22 186H20L19 185V183L20 182ZM249 181V180H248ZM5 182H8V183H6V187H5ZM13 182V183H12ZM217 182V183H216ZM209 183V184H210ZM11 184H13V186L11 185ZM14 184H17V185H19L20 187H22V189H24V190H22L21 188H18L19 190L21 189V191H19L18 189H17V187L16 188H14V186H16V185H14ZM26 184V185H25ZM10 185L12 186V187H10ZM51 185H53V184H51ZM50 185V186H51ZM225 185V184H224ZM24 186H26V187H24ZM48 186H49V184H48ZM47 186V187H48ZM189 186H190V184H189ZM188 186V187H189ZM223 186V185H222ZM222 186H220V187H222ZM231 186V185H230ZM228 186L229 188H234L233 186ZM234 186H236V185H234ZM250 187V184L249 185H247L246 187ZM187 187V193H188V195L189 194H191L192 192H193V190H191V188L190 187H192V184H191V186L188 188ZM220 187H218V189L220 188ZM226 187V186H225ZM227 187V188H228ZM248 187V189L246 188V191L247 190H251L250 188ZM9 188H10V191H9ZM52 188V187H51ZM50 188V189H51ZM194 188V187H193ZM192 188V189H193ZM228 188V189H229ZM12 189V190H11ZM13 189H16V190H13ZM27 189H29L30 190V187L29 188H27ZM188 189H190L189 191H188ZM217 189V190H218ZM222 189V188H221ZM227 189V190H228ZM2 190V189H1ZM18 190V191H17ZM31 190H32V188H31ZM52 190V189H51ZM51 190H50V193H51ZM223 190V189H222ZM220 191V190H218L219 192H221L222 194L224 193V191ZM224 190L226 191V189L224 188ZM244 190V189H243ZM7 191V192H6ZM22 191H23V193L24 194H22ZM194 191H195V189H194ZM248 191V192H249ZM5 192V193H4ZM10 192V193H9ZM11 192H13L14 194L12 195V193ZM19 192V193H18ZM26 192H28V194H26ZM37 192H39V191H37ZM36 191H35V193H37ZM48 192H49V190H48ZM2 193V194H1ZM16 193H18V194H16ZM11 194V195H10ZM25 194H26V196H25ZM95 194V193H94ZM5 195V196H4ZM23 197H22V196ZM31 195V196H30ZM36 195V194H35ZM219 195H220V193H219ZM14 196V197H13ZM18 197V198H16V197ZM20 196V197H19ZM25 197V198H24ZM15 200H14V199ZM20 198H22V199H20ZM27 198V200H25ZM24 199V200H23ZM37 199H39V200H37ZM7 200H9V202L8 203H6L7 202ZM16 200H18V202H16ZM19 200H21V201H19ZM22 200L24 201V202H26V201H28V206H30L31 208V210L29 209V207H27L28 208V210L27 211H32L33 210V212L34 213H32V215H33V217L31 216V220L29 219V217H30V215H31V213L30 212H27L26 211V209H25V207H26V203H24V202H22ZM15 201V202H14ZM12 202H13V204H12ZM20 202H21V205H20ZM2 203V204H1ZM4 203H6V206L4 205ZM24 203V204H23ZM31 203H34V204H31ZM11 204V205H10ZM23 205H25V206H23ZM4 206V207H3ZM10 206L12 207V206H14V207H12V208H10ZM20 208H19V207ZM174 206H176L177 207V205H174ZM17 207H18V209H17ZM22 207H24V209H25V211H23V208ZM36 208V209H35ZM175 209V207H172V209ZM179 208V207H178ZM180 208H182V207H180ZM180 208H179V212H181V210H180ZM5 211H4V210ZM177 209V208H176ZM175 209V210H176ZM20 210V211H19ZM176 211H178V210H176ZM182 211H183V209H182ZM7 212V213H6ZM28 213L27 215H25L26 213ZM24 213V214H23ZM8 214V215H7ZM5 215H6V218H5ZM24 215H25V220H23V218H24ZM29 215V216H28ZM262 216H261V220H260V222H259V219L256 217V215H255V218L256 219H258V220H253V219H255V218H253L252 220L253 221H251V219L250 220H248V221H250V222H248V225H249V227H251V228H249V230L251 231V234H250V231H249V238H251V240L252 239H255V241L257 242V239H258V236L259 235H261L262 236V239H261V241H264L263 239V235L262 234H260V233H262V232H264V217H263V213L261 214ZM3 217V218H2ZM21 217H22V219H21ZM263 217V218H262ZM5 218V219H4ZM28 218V219H27ZM35 218V219H34ZM3 219V220H2ZM26 219H27V221H26ZM39 219H41V220H39ZM18 222H17V221ZM29 220V221H28ZM34 220V221H33ZM15 221V222H14ZM19 221H23V224H27V222H28V225L26 226L25 225V227L24 228H26V227H29L30 226V229H32V231L31 232H34L33 234L34 235H36V237L35 236H31V235H33L31 232H25L26 230H28L29 231V229H27L26 228V230L24 229V230H21V231H24V232H22V234H27V233H29V234H27L28 235V237H27V235H26V238L28 239V240H32V238H30V236L31 237H33L34 238V240L36 241H34L33 242V240L32 241H28L29 243L30 242H33V244L32 243H28V244H26V242L27 241H25V240H27V239H25L24 240V235H21V234H19V233H21V231L18 229V227L19 226H22L23 227V225H19L20 224V222ZM24 221H26V222H24ZM41 221V222H40ZM263 221V222H262ZM1 223V222H0ZM252 223V224H251ZM258 223V225H256ZM13 224V225H12ZM15 224L17 225L18 224V226H15ZM22 224V223H21ZM39 224V225H38ZM42 224V225H41ZM254 224V225H253ZM33 225V227H31ZM252 225V226H251ZM255 225H256V228L257 229H255ZM14 227L16 228V229H14ZM252 227H253V230H252ZM40 229L39 230V235H38V229ZM7 229H10V231H12L13 232V234L12 235H10V237H8L9 235L8 234H10V232H8L7 230L5 231V230ZM20 229H21V227H20ZM35 229L37 230V231H35ZM42 229V230H41ZM261 229V232H259L258 233V236H257V233H255L256 231H259ZM17 231L16 233L14 232V231ZM18 230H19V232H18ZM37 232V233H36ZM45 232V233H44ZM253 232V233H252ZM4 233H6L8 236V238L7 237H5L6 235L4 234ZM31 233V234H30ZM40 233H42V237H41V234ZM253 234H256V235H253ZM264 234V233H263ZM5 235V236H4ZM21 235V236H20ZM38 235V236H37ZM48 235H49V237H48ZM252 235V236H251ZM19 236H20V238H19ZM251 236V237H250ZM256 238H255V237ZM21 237H23V240H24V242L23 241H21ZM41 237V238H40ZM60 237V236H59ZM18 238L20 239V240H18ZM40 238V239H39ZM9 239V241H7ZM39 239V240H38ZM44 239V240H43ZM51 239V240H50ZM55 239H56V241L58 242V243H54L53 244V240L55 241ZM259 240V239H258ZM5 241H7L6 243H8L9 245H6L5 244ZM48 241V242H47ZM55 241V242H56ZM124 241V240H123ZM122 241V242H123ZM189 241H191L190 240V238H189ZM189 241H187L186 243H188ZM247 241H248V239H247ZM254 241V242H255ZM260 240L258 241L260 244H258L257 243V245H256V243H254L253 242V240L252 241H250L249 240V242L251 243L252 242V245L251 244H249V242H247L248 244L247 245H251L250 246V249H248V247H247V245H246V249L245 248H243V247H238V245H235V249H234V246L233 247H231V246H227V245H225V246H220V248H217V246L215 247L214 246V248H213V245L212 246H208V251H209V253H208V251H205L204 252V254H206V253H208V255L206 254V255H204V254H202L203 253V251H202V249H200V252H201V254H200V252H198L200 255H201V257L203 258V255H204V260H202V258H201V260H195L196 259V254L197 253H195V254H190L189 255V257L191 256V258L189 259L188 257H187V259H188V264H196V263H194V262H197L198 264H264V255L262 254L263 253V250L264 249H262L261 247H263L264 248V243L263 242H261ZM51 243V245H52V247H53V245H54V247L56 248L57 247V245H58V247H59V249H55L54 247H53V249H54V252H53V250H52V247H50L49 245H50V243ZM193 242L194 241H192V244H193ZM16 243H19L18 245L16 244ZM22 243H25V245L27 246L26 247V250L28 251V254L25 256V254L27 253V251H25L24 252V248H25V245H23ZM34 243H35V245H34ZM42 243H43V246L45 247H42ZM125 245H128V243L126 244V241H124L123 242ZM122 243V244H123ZM185 243V244H186ZM189 243H191V242H189ZM10 244H11V246H10ZM117 244V247L119 248L122 244H121V242H119V243H116ZM121 244V245H120ZM255 244V245H254ZM16 245L18 246V248L20 249V247H21V249H22V251H21V249H20V251L22 252H20V251H18L19 249H17V250H15V247H16ZM20 245V246H19ZM63 245V246H62ZM81 245V244H80ZM89 246H87V244H86V252L87 251H89L90 249H92L93 250V248H90V244H88ZM102 245V248L104 247V249H102L100 246ZM101 245H99L98 247H100L101 248V250H99L98 248H97V250L98 251H100V255H101V258L98 256V258H97V261L95 260V259H92L91 257H88L91 261H90V264H96V263H91L92 262V260H95L96 262H98L99 264H101V263H103V264H105L104 263V261L106 260V259H108V261L111 263V260L114 262V260H116L112 255H109L108 254V256H107V253L106 252H108V249H109V245H111V244H108V246L106 245V244H101ZM106 246V249H105V246ZM119 245V246H118ZM125 245H123V246H125ZM187 246L185 247L186 249L187 248H189L188 247V245H190V244H186ZM1 246V245H0ZM22 246H24L23 248H22ZM129 246V245H128ZM125 246V247H123V248H125V249H130L131 250V253H133V254H136L137 253V251H139L138 250V245H137V247L136 246H132V248L129 246ZM192 246V245H191ZM237 246V247H236ZM255 246H257V247H255ZM259 246H261L260 248H258ZM72 247V248H71ZM79 248H80V246H78ZM78 247H77V249H78ZM82 247V246H81ZM90 249H89V248ZM107 247H108V249H107ZM111 247H115V243H114V245L112 246H110V248ZM116 247V248H117ZM219 247V246H218ZM227 247V248H226ZM17 248V247H16ZM49 248V249H48ZM51 248V249H50ZM83 248V247H82ZM117 248V249H118ZM120 248H122V246L120 247ZM119 248V249H120ZM137 248V249H136ZM198 248V247H197ZM209 248H210V250H209ZM214 250V252L212 251V249ZM215 248H217V249H215ZM14 250L15 252H13V251H11L12 253H9L10 252V250ZM35 249H36V246L34 247V254H36L35 253ZM62 249V250H61ZM88 249V250H87ZM118 249V250H119ZM134 249H136V250H134ZM230 249H231V251H230ZM237 249V250H236ZM49 250H51V251H49ZM61 251L60 253L58 252V251ZM79 251H77L76 249L72 252V254H74V257L72 256V254H70V252L71 251H67L66 253H69L68 255L70 256H72L73 258H75V255H76V253L77 254H79V256L81 255V253H82V250L81 249H78ZM81 250V251H80ZM84 250V249H83ZM85 250L83 251L84 253H86L85 252ZM102 250H106V251H102ZM129 250V251H130ZM132 250H134L133 252H132ZM191 250H192V248H191ZM204 250H206V249H204ZM219 250V251H218ZM244 250V254H242V251ZM248 250H250V251H248ZM256 250V251H255ZM1 251V249H0V256H2V254H3V252ZM49 251V252H48ZM77 251V252H76ZM91 251V250H90ZM136 251V252H135ZM177 250H175V251H170L169 253L167 252V255H166V253L164 254V255H162V256H164V258L166 259V261L164 260V258L162 257V256H160V258L158 259L157 258V261H155V260H153V262L156 264H163V262H164V264L167 262V264H172V263H170L171 261H170V258L172 257L173 258V261L172 262H174V264H178L179 263V260H180V258H178L180 255H178L179 253H178V251L176 252ZM187 251L188 250H186V252L184 253V254H186L187 253ZM17 252V253H16ZM24 252V253H23ZM78 252H81V253H78ZM188 252H190V248H189V251ZM252 252V253H251ZM8 253H9V255H8ZM14 253H16L15 255H16V259L15 258H11L12 257V255H13V257L15 256L14 255ZM19 253H21V254H19ZM102 253H103V256H102ZM104 253H106L105 255L107 256V257H109V258H107L105 255H104ZM176 253V254H175ZM211 253V254H210ZM111 254V253H110ZM114 254H116V253H114ZM117 254H118V252H117ZM188 254V253H187ZM210 254V255H209ZM251 254V255H250ZM10 255H11V257H10ZM20 255V256H19ZM24 256L25 258L24 259H22L21 257L22 256ZM29 255V256H28ZM84 254L82 253V256H83ZM86 256H88L87 255V253L85 254ZM230 255V256H229ZM234 255V256H233ZM246 255V256H245ZM262 255V256H261ZM17 256L19 257V258H17ZM70 256V257H71ZM79 256L77 255L76 257H78L79 258ZM81 256V257H82ZM84 257L83 256V258H87V257ZM105 256V260L103 259V257ZM113 258H112V257ZM118 255H116V258L118 259V264H120V262L122 261V258H120L121 259V261L119 260V258L118 257H125V256H118ZM174 256H176L175 258H174ZM185 256H188V255H185ZM184 256V259H186V257ZM236 256V257H235ZM5 257V258H4ZM7 257H9V259L7 258ZM81 257L79 258L80 260H82V262H84V261H86V260H84L83 261V259H81ZM140 258H141V256H139ZM170 257V258H169ZM206 257L208 258V259H206ZM234 257V258H233ZM242 257V258H241ZM251 257V258H250ZM41 258V259H42ZM58 258H60L59 256H58ZM99 258H100V260H99ZM134 259V260H136V261H139V263L140 262H142L143 264H147L148 263V259L146 260L147 262L145 263V262H143L142 261V258L140 259V260H137V259H139V258H137V257H132V256H130V257H125L124 258V261L126 262V263H128L129 262V259ZM163 258V259H162ZM168 258V259H167ZM178 258V260H177V262H176V259ZM227 258V259H226ZM256 258V259H255ZM259 258H260V260H259ZM263 260H262V259ZM3 259H5V260H7V261H5V260H3ZM18 259V260H17ZM88 259V260H89ZM102 259V260H101ZM144 259V258H143ZM160 259H161V261H160ZM175 259V260H174ZM183 258L181 259V261H182V263H184V261L186 262V260H184ZM194 259V260H193ZM245 259H247V260H245ZM19 260H21L19 263L17 262V261H19ZM72 260V259H71ZM74 260V259H73ZM72 260V262L73 263H75V264H80V262L79 263H76L77 262V258H75V260L73 261ZM87 260V261H88ZM99 260V261H98ZM126 260H128V261H126ZM133 260V261H134ZM164 260V261H163ZM208 260V261H207ZM44 261V260H43ZM69 261V260H68ZM94 261V262H95ZM100 261H103V262H101L100 263ZM108 261L106 262V264L108 263ZM124 261H122L121 263H123ZM135 261V262H136ZM144 261H145V259H144ZM151 262H152V260H150ZM150 261H149V263L148 264H152V263H150ZM159 261V262H158ZM205 261V262H204ZM239 261V262H238ZM260 261V262H259ZM6 262V263H5ZM21 262V263H22ZM71 262V261H70ZM117 262V261H116ZM116 262H114V263H116ZM161 262V263H160ZM176 262V263H175ZM222 262V263H221ZM252 262V263H251ZM39 263V262H38ZM86 263V262H85ZM85 263H82V264H85ZM133 263V262H132ZM131 263V260H130V264H132ZM138 263V262H137ZM137 263H134V264H137ZM186 263V264H187ZM39 264H41V262L39 263ZM67 264H71V263H67ZM86 264H89V263H86ZM109 264V263H108ZM117 264V263H116ZM124 264V263H123ZM129 264V263H128ZM179 264H181V262L179 263ZM185 264V263H184Z\"/></svg>",
  "mask_w": 264,
  "mask_h": 264
},
{
  "label": "trees",
  "instance_id": "4",
  "mask_svg": "<svg viewBox=\"0 0 264 264\" xmlns=\"http://www.w3.org/2000/svg\"><path fill=\"white\" fill-rule=\"evenodd\" d=\"M93 76V75H92ZM110 85H111V83H109ZM163 108H165L168 112H171L172 113V111L171 110H169L168 108H166V107H164V106H162Z\"/></svg>",
  "mask_w": 264,
  "mask_h": 264
}]
</instances>
